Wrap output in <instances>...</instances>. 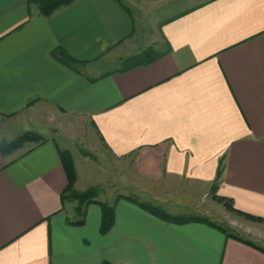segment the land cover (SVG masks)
<instances>
[{"label":"crops","instance_id":"crops-1","mask_svg":"<svg viewBox=\"0 0 264 264\" xmlns=\"http://www.w3.org/2000/svg\"><path fill=\"white\" fill-rule=\"evenodd\" d=\"M184 1L147 37V18L171 0H76L50 17L0 0V142L33 130L44 138L0 151V264H264L250 240L142 206L178 217L214 189L264 219V0ZM149 48L160 56L148 65L106 68ZM89 130L109 170L48 134L87 140ZM63 150L76 190L110 183L107 233L99 204L78 225L77 204L63 203Z\"/></svg>","mask_w":264,"mask_h":264},{"label":"rangeland","instance_id":"rangeland-1","mask_svg":"<svg viewBox=\"0 0 264 264\" xmlns=\"http://www.w3.org/2000/svg\"><path fill=\"white\" fill-rule=\"evenodd\" d=\"M189 1V0H188ZM198 0H193V2H196ZM190 3H186L184 0H171V2H164V4L161 5V7L156 10L151 17L147 18V22L145 23V29L148 33L151 30L155 31V25L161 21H163L168 16L174 14L175 12L183 9V7H187ZM33 7H37V5H31ZM154 31L152 32V35H154ZM150 35V34H149ZM125 65H127V62H116L113 64H107V69H113V68H123ZM65 131L61 132H50L48 133L51 136H58L60 135L63 137V139L66 141L67 144H63L65 147H69L71 150H73L74 155L78 160L81 158H90L93 160L96 164L102 166L104 170H109L111 167L110 165H115V162L113 159H110V154L107 152V150L100 144L99 142H94V133L89 130V136L90 139L87 138V140L82 139H76L72 136L64 135ZM21 136L18 138L24 136L25 134L27 137L17 146H14L10 152H13L15 150H25L30 148L34 143H39L40 141H44L40 135H38V131L33 130L29 132H19ZM18 133V134H19ZM18 138L13 139V142L16 141ZM58 141H60L61 138H57ZM108 160V161H106ZM102 171H98L100 174V177L105 178L106 174ZM110 184V183H109ZM109 184H103L99 186H95L94 188H98L100 190V194L97 197V201L102 202L106 200V198H114L115 196L109 195L107 196ZM71 202V201H68ZM74 204H77L76 201H72ZM146 204H155L154 201H146ZM158 205V204H157ZM159 206V205H158ZM186 207H182L181 210L178 211L177 215L182 218H200L205 221H208L210 223L215 224L216 226H219L227 232L228 235H232L234 237H240L242 239H247L252 241L253 243L261 246L264 249V220H257L252 219L249 217H246L242 214L237 213L233 209H231V204L225 203L223 201H219L217 199V196L215 195L214 189H211V193H209L208 196L203 195L201 199L196 202L195 205H189L186 204ZM164 211H168V209H165L162 207ZM171 213V212H170ZM176 214V213H175Z\"/></svg>","mask_w":264,"mask_h":264},{"label":"trees","instance_id":"trees-1","mask_svg":"<svg viewBox=\"0 0 264 264\" xmlns=\"http://www.w3.org/2000/svg\"><path fill=\"white\" fill-rule=\"evenodd\" d=\"M76 0H27V3L29 6L31 5H37L38 10L41 15L45 17H50L54 13H56L58 10L67 7L71 5ZM55 57H57L61 62L65 63L66 65L72 67L76 63L75 60H73L64 50H57L54 52ZM160 55H158L153 48H149L145 50L144 52L134 55L128 59L125 60L127 62V65L123 67L124 70H128L131 68H134L139 65H148L152 62H154ZM27 137L25 134L24 136L18 138L16 141L8 142L6 140L0 142V151L1 152H10L14 146L19 145L22 143V141ZM60 156L62 160L63 167L65 169L67 178H68V186L65 190V192L62 194V201H76L77 206L75 208V212L77 216L81 217L78 221L75 222V224L82 225L84 223V209L85 206L91 204V203H97L101 206L102 209V224H101V233L105 234L107 233L114 224L115 221V206L103 202L97 201V197L100 194V190L98 188H89L85 191H78L75 189V183L77 181V171L75 167V163L72 157V154L68 150L60 151ZM221 173V170H219V175ZM217 196V195H216ZM217 199L219 201H223L225 203H229L225 198L217 196ZM142 206L153 213L156 216H159L165 220L169 221H178V222H188L193 220H203L200 218H182V217H174L169 215L166 211L162 209L161 206H158L157 204H142ZM234 211H236L239 214H242L246 217L257 219V220H264L261 218H257L251 215H248L246 213H243L237 209H235L232 205L230 207ZM205 221V220H203ZM207 223L211 225H215L213 223H210L206 221ZM221 228V227H219ZM225 231V229L221 228ZM226 232V231H225ZM239 238V237H236ZM240 239V238H239Z\"/></svg>","mask_w":264,"mask_h":264}]
</instances>
